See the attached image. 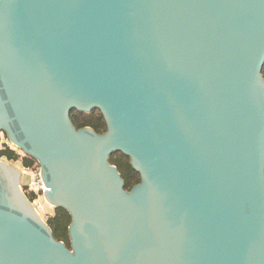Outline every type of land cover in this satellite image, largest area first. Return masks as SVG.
Returning a JSON list of instances; mask_svg holds the SVG:
<instances>
[{"label":"water","instance_id":"water-1","mask_svg":"<svg viewBox=\"0 0 264 264\" xmlns=\"http://www.w3.org/2000/svg\"><path fill=\"white\" fill-rule=\"evenodd\" d=\"M263 66L264 0H0V134L71 218L0 159V264H264Z\"/></svg>","mask_w":264,"mask_h":264},{"label":"trees","instance_id":"trees-1","mask_svg":"<svg viewBox=\"0 0 264 264\" xmlns=\"http://www.w3.org/2000/svg\"><path fill=\"white\" fill-rule=\"evenodd\" d=\"M262 76L264 78V66L262 69ZM70 119L77 129L88 127L97 134H103L106 131V125L103 117L97 110L88 114L72 111L70 113ZM0 159H4L8 163L20 162L21 166L25 169H38V165L33 159L28 156L21 158L17 152L7 144H3L0 147ZM109 163L115 166L120 173V176L124 181L125 190L129 191L134 185L140 182L139 175L131 168L129 159L124 155L120 153L113 154L109 159ZM23 192L25 193L27 199L32 202L34 198L33 194L29 193L25 188H23ZM70 223L71 218L69 214L61 208H54L52 216L46 221L54 239L59 242H63L68 249H70V242L68 238V227Z\"/></svg>","mask_w":264,"mask_h":264},{"label":"built area","instance_id":"built-area-1","mask_svg":"<svg viewBox=\"0 0 264 264\" xmlns=\"http://www.w3.org/2000/svg\"><path fill=\"white\" fill-rule=\"evenodd\" d=\"M21 158H23L25 155L19 151L17 153ZM25 178L24 182L21 186L25 188L29 193L33 194L34 198L33 201L31 202L32 206L36 210V212L39 214L41 219L46 222L48 218L52 216L50 213L53 207H51L43 197V192L45 190H48L47 188L44 187L43 182L40 177V170L39 167L38 169H33V168H23L22 173Z\"/></svg>","mask_w":264,"mask_h":264},{"label":"rangeland","instance_id":"rangeland-1","mask_svg":"<svg viewBox=\"0 0 264 264\" xmlns=\"http://www.w3.org/2000/svg\"><path fill=\"white\" fill-rule=\"evenodd\" d=\"M3 144H7L9 145L13 150H15L17 153H19V150H17L13 145H11V143L6 139L5 135L4 134H0V147L1 145ZM4 162H6V160L3 159ZM8 165H10L12 168H14L16 171H18L19 173V184L20 186H23L22 184L25 183L24 182V178L25 176L22 173L23 171V167L21 166V163L20 162H17V163H8L6 162ZM22 190H23V187H21ZM51 210V214H53V210L54 208L50 209Z\"/></svg>","mask_w":264,"mask_h":264}]
</instances>
